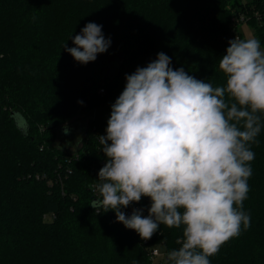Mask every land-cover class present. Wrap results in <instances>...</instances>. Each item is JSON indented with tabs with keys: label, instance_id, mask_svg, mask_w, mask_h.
Returning <instances> with one entry per match:
<instances>
[{
	"label": "trees",
	"instance_id": "obj_1",
	"mask_svg": "<svg viewBox=\"0 0 264 264\" xmlns=\"http://www.w3.org/2000/svg\"><path fill=\"white\" fill-rule=\"evenodd\" d=\"M242 17L264 48L263 0H0V264H155L154 249L170 264L166 254L179 247L183 226L161 225L142 240L114 211L89 205L106 163L98 136L106 135L126 75L160 52L174 70L225 86L219 62ZM89 22L102 25L111 44L81 64L63 45L75 47L73 38ZM100 109L108 113L82 125L75 153L56 145L74 117ZM256 140L243 202L250 227L242 225L210 264H264V115ZM150 206L142 197L121 210L143 209L146 217Z\"/></svg>",
	"mask_w": 264,
	"mask_h": 264
},
{
	"label": "clouds",
	"instance_id": "obj_2",
	"mask_svg": "<svg viewBox=\"0 0 264 264\" xmlns=\"http://www.w3.org/2000/svg\"><path fill=\"white\" fill-rule=\"evenodd\" d=\"M65 51L87 64L111 44L102 25L89 22ZM219 68L225 86L174 70L165 53L126 75V86L111 106L106 135L98 136L106 163L92 185L97 212L151 239L161 225L181 228L170 264H210L221 246L250 227L243 211L252 175V143L264 115V50L255 37L229 41ZM79 103H83L79 101ZM65 134L68 128H64ZM151 200L148 215L121 209ZM181 209L183 211H181Z\"/></svg>",
	"mask_w": 264,
	"mask_h": 264
},
{
	"label": "rangeland",
	"instance_id": "obj_3",
	"mask_svg": "<svg viewBox=\"0 0 264 264\" xmlns=\"http://www.w3.org/2000/svg\"><path fill=\"white\" fill-rule=\"evenodd\" d=\"M243 3H250L253 0H241ZM264 1V0H263ZM253 28L250 27L249 23L247 21L242 22L239 24L237 31H235V34L233 35V39L235 37V35H240V37L242 39H247L250 37H254V33L252 32ZM262 50H264L263 47H261ZM108 113L107 109H100V110H96L86 116L84 115H80L79 117H74V124L72 129L70 130V128H68V133L65 134L61 133L60 138L56 141V145L59 146L60 148L65 149L66 151L71 152L72 154L76 152V150L81 146V141L83 139V127L82 125L84 123H86L87 119L89 118H97L100 117L104 114ZM80 119V120H78ZM15 120H16V124H18V126L20 128H24L26 126L27 123H25V120L23 119V116L21 115V113H17L15 115ZM40 121H42V123H47L50 126V129H53L54 127V123L50 120H48L46 117L45 118H40ZM40 121H37V123H40ZM72 121H70L69 123H72ZM68 122V121H67ZM67 122H64L66 124H68ZM42 123H41V127L42 128ZM43 129V128H42ZM163 257L162 258H158L157 261H163Z\"/></svg>",
	"mask_w": 264,
	"mask_h": 264
},
{
	"label": "built area",
	"instance_id": "obj_4",
	"mask_svg": "<svg viewBox=\"0 0 264 264\" xmlns=\"http://www.w3.org/2000/svg\"><path fill=\"white\" fill-rule=\"evenodd\" d=\"M240 21H241V22H245V19L242 17ZM241 22H240V23H241ZM235 37H236V38H239V39H242V38L240 37V35H235ZM235 37H234V38H235ZM132 212H133V210H130V211L127 213V215L130 216V215L132 214ZM162 257H164V254H163L159 249H154V250H152L151 255H150V258H151V261H152L153 263H155V264H164L163 261H157L158 258H162Z\"/></svg>",
	"mask_w": 264,
	"mask_h": 264
}]
</instances>
